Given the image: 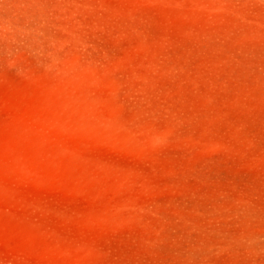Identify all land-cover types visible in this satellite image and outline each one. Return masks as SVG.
<instances>
[{"label": "rangeland", "instance_id": "374dc122", "mask_svg": "<svg viewBox=\"0 0 264 264\" xmlns=\"http://www.w3.org/2000/svg\"><path fill=\"white\" fill-rule=\"evenodd\" d=\"M0 264H264V0H0Z\"/></svg>", "mask_w": 264, "mask_h": 264}]
</instances>
